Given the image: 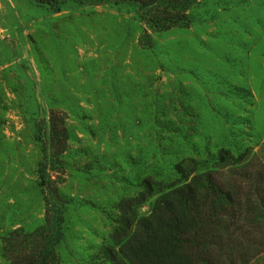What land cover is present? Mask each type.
<instances>
[{"label":"rangeland","instance_id":"obj_1","mask_svg":"<svg viewBox=\"0 0 264 264\" xmlns=\"http://www.w3.org/2000/svg\"><path fill=\"white\" fill-rule=\"evenodd\" d=\"M188 13L159 30L134 2L0 0V264L5 236L45 224L47 199L59 264H129L113 235L123 204L147 214L209 168L246 195L228 151L264 171V0Z\"/></svg>","mask_w":264,"mask_h":264},{"label":"trees","instance_id":"obj_2","mask_svg":"<svg viewBox=\"0 0 264 264\" xmlns=\"http://www.w3.org/2000/svg\"><path fill=\"white\" fill-rule=\"evenodd\" d=\"M59 9L66 0H35ZM80 4L137 3L153 28L168 30L185 25L195 0H72ZM53 122L54 155L65 151L67 128ZM229 169L248 183L246 195L241 184L209 168L161 192L147 214L122 205L114 234L119 251L129 264H259L264 253V171L247 168L228 151ZM228 158L220 154L219 161ZM181 167V166H180ZM137 203H142L141 195ZM132 201V199H130ZM62 202V201H61ZM133 202V201H132ZM45 224L34 230L16 229L3 240V253L9 264H59L56 244L60 229L52 221L47 199ZM57 207V206H55ZM57 213H61L58 209ZM61 216H58V221ZM60 223V221H59Z\"/></svg>","mask_w":264,"mask_h":264}]
</instances>
